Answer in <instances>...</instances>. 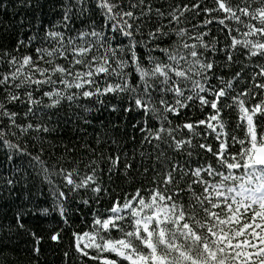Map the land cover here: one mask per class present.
Wrapping results in <instances>:
<instances>
[{
  "label": "snow or ice",
  "instance_id": "snow-or-ice-1",
  "mask_svg": "<svg viewBox=\"0 0 264 264\" xmlns=\"http://www.w3.org/2000/svg\"><path fill=\"white\" fill-rule=\"evenodd\" d=\"M97 106L139 152L82 135ZM0 150L3 264H264V0H0Z\"/></svg>",
  "mask_w": 264,
  "mask_h": 264
},
{
  "label": "trees",
  "instance_id": "trees-1",
  "mask_svg": "<svg viewBox=\"0 0 264 264\" xmlns=\"http://www.w3.org/2000/svg\"><path fill=\"white\" fill-rule=\"evenodd\" d=\"M22 14L23 13H21V15ZM213 31H216V29L213 28ZM67 114L71 118L72 110L68 109ZM193 115H196V113H193ZM90 118L92 120V125L86 127L84 133H82V135H85L86 138L90 139L92 137H97V136L101 137L104 140H108L109 137L118 138L119 139L118 145H113L109 142L107 147L105 148V151L113 152L114 149L118 146L122 152H126L129 155H131L134 150L136 152H139L140 147L138 146V143H134L132 139L128 138L129 135L132 134V129L124 127L125 121L118 114L111 113L97 106L93 108V111L90 114ZM109 121H114L115 123L119 124L120 125L119 129L118 130L113 129ZM73 122L75 123V120ZM136 136L138 138L139 134L137 133ZM54 138L63 139L66 142L69 140H76L77 142H81L79 141V138L72 124H66L64 125L63 128L58 129V135L54 134ZM101 147H104V145H101ZM57 153H59V149L57 150ZM72 158H77L78 161L87 159V157L81 153H72V157H70L69 159ZM52 162L53 164L55 163L54 157L52 158ZM17 164L22 165L24 167L27 166L25 161H17ZM8 167L9 165L3 155V150H0V171L7 172ZM65 167H68V165L66 164ZM79 167L81 168V170H83L84 168L83 163H79ZM33 174L35 175V173ZM104 181L105 183H107L106 173L104 174ZM36 183L38 184L39 181L37 180ZM44 191L45 193H47L48 188L45 187ZM119 192L120 189H117V193ZM4 195L6 196L7 193H4ZM16 195H19V193H16ZM25 195H27V193H25ZM89 195L90 193L81 192L76 197V199L71 200L64 205L65 212L73 218L74 221L73 227L77 231L80 230L91 231L92 229L90 228V224H91L92 216L93 215L99 216L101 213L105 212L107 201H102L100 205L91 204V202L90 205H84L82 203L81 197H83V199H88ZM37 202L39 203L40 208L48 210L47 222L40 225V228L46 231L49 228L55 226L57 213L53 208V202L51 197H47V198L41 197L38 199ZM89 206H91L93 209L91 213L88 212ZM34 214H39V213L34 212ZM8 215L10 216L11 213L9 212ZM120 237L121 234L116 233L115 231L111 233V238L113 239ZM68 240L69 237L65 236L63 247H67ZM44 247H45V253L40 258L39 264H57L59 249L55 246L54 243L51 242L45 244ZM12 258L13 259L18 258L20 261H23V264H27L28 260L30 259V256L22 246L18 251L12 254ZM0 264H3V261H0Z\"/></svg>",
  "mask_w": 264,
  "mask_h": 264
},
{
  "label": "rangeland",
  "instance_id": "rangeland-1",
  "mask_svg": "<svg viewBox=\"0 0 264 264\" xmlns=\"http://www.w3.org/2000/svg\"><path fill=\"white\" fill-rule=\"evenodd\" d=\"M82 243H87V240L82 241Z\"/></svg>",
  "mask_w": 264,
  "mask_h": 264
}]
</instances>
